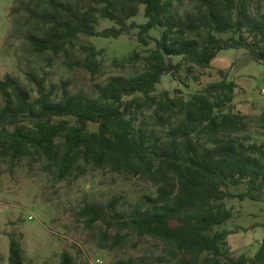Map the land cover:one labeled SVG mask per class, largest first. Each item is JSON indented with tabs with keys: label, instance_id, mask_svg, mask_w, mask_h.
Returning <instances> with one entry per match:
<instances>
[{
	"label": "trees",
	"instance_id": "trees-1",
	"mask_svg": "<svg viewBox=\"0 0 264 264\" xmlns=\"http://www.w3.org/2000/svg\"><path fill=\"white\" fill-rule=\"evenodd\" d=\"M264 0H32L23 4L36 34L38 55L70 58L82 37L119 39L138 31L155 49L135 77L114 76L95 86V96L72 94L70 82L47 87L28 75L0 81V162L11 169L26 160L42 163L58 182L79 179L88 169L109 170L156 188L127 209L121 197L88 203L78 218L89 229L156 241L159 253L145 264H264V238L253 257L232 252L226 228L235 218L227 202H264V143L250 135L253 119L234 108L237 84L222 80L186 100L158 91L165 76L188 79L212 69L228 50H246L264 64ZM187 3L191 11L183 12ZM143 10L144 23L136 19ZM102 22L110 27L100 29ZM158 33V37L154 36ZM85 62L99 73V51L82 45ZM135 57L139 58L138 55ZM134 57V58H135ZM133 59L130 58L128 62ZM264 123V113L260 117ZM245 186L244 191L234 189ZM264 228V225H263ZM8 264H26L21 242L11 235ZM60 264H76L65 251Z\"/></svg>",
	"mask_w": 264,
	"mask_h": 264
},
{
	"label": "rangeland",
	"instance_id": "rangeland-1",
	"mask_svg": "<svg viewBox=\"0 0 264 264\" xmlns=\"http://www.w3.org/2000/svg\"><path fill=\"white\" fill-rule=\"evenodd\" d=\"M30 1L0 0V81L10 75L33 91L36 88L28 75H35L46 77L48 88L69 81L72 94L85 92L95 96V86L105 84L111 77L130 78L141 74L145 66L143 59L155 49L154 43L143 46L137 37L138 31H134L119 39L82 37L70 58L35 54L28 36L37 31L26 13L19 10ZM262 7L264 13V2ZM186 11H191L188 3L183 8ZM136 21L145 22L143 10ZM110 26L109 22H102L100 29ZM82 45H93L101 51V69L96 75L76 65L86 59ZM130 58L133 60L128 62ZM220 71L237 84L234 108L253 119L249 130L253 141L264 143V123L260 120L264 113V64L254 61L246 50L223 51L214 60L212 69H197L193 75L196 77L190 79L185 72L178 80L165 76L158 91L172 94L178 91L190 100L208 85L221 81ZM244 190L243 185L234 189L235 192ZM155 192L156 188L146 181L109 170L88 169L79 179L58 182L53 174L45 171L42 163L26 160L11 169L0 162V264L9 263L12 234L21 242L26 264H60L65 251L74 256L76 264L151 263L159 253L156 241L139 240L131 235L118 243L115 231L105 233L98 227L87 228L79 220L78 212L85 204H106L114 197H121L124 207L131 209L142 196ZM227 204L234 208L235 218L226 228L237 233L229 238L230 249L253 257L264 238V202L232 200Z\"/></svg>",
	"mask_w": 264,
	"mask_h": 264
},
{
	"label": "built area",
	"instance_id": "built-area-1",
	"mask_svg": "<svg viewBox=\"0 0 264 264\" xmlns=\"http://www.w3.org/2000/svg\"><path fill=\"white\" fill-rule=\"evenodd\" d=\"M98 263H101L100 261H97Z\"/></svg>",
	"mask_w": 264,
	"mask_h": 264
}]
</instances>
